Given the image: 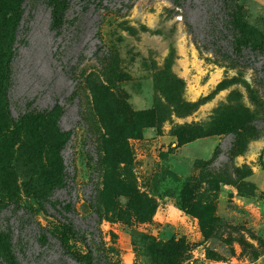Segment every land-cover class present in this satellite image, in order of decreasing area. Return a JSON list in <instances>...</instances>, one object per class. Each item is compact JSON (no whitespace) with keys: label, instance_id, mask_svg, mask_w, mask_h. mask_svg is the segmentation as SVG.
I'll list each match as a JSON object with an SVG mask.
<instances>
[{"label":"rangeland","instance_id":"obj_1","mask_svg":"<svg viewBox=\"0 0 264 264\" xmlns=\"http://www.w3.org/2000/svg\"><path fill=\"white\" fill-rule=\"evenodd\" d=\"M67 1L52 28L44 0H0V256L76 264L55 216L121 264L147 261L145 234L181 264H264V58L222 53L223 0ZM236 5L263 36L264 0Z\"/></svg>","mask_w":264,"mask_h":264},{"label":"trees","instance_id":"obj_2","mask_svg":"<svg viewBox=\"0 0 264 264\" xmlns=\"http://www.w3.org/2000/svg\"><path fill=\"white\" fill-rule=\"evenodd\" d=\"M50 10L51 27L60 28L64 23L65 12L68 7L67 0H44ZM226 8V17L228 30H230V49L232 55L225 54L221 50V46L217 48L218 53H223L227 58L235 60L244 58L245 54L260 55L264 58V35H256L254 31H248L237 18V0H223ZM246 53L243 54V51ZM1 56V54H0ZM262 81L264 85V64L262 65ZM46 115V111H32L20 116V122L29 125L34 137H38L39 128ZM196 135L190 138H195ZM58 171L60 179L65 182L66 173L63 171L62 160H58ZM65 186V183H64ZM55 206V203L53 204ZM63 210L70 211L73 209L71 203L61 206ZM185 208V207H184ZM42 209L46 211L44 205ZM96 210V209H95ZM96 212V211H95ZM56 222L46 228L45 232L55 237L61 248V256H67L76 264H121L118 258H111L108 250H112L106 246L104 240L98 233L86 232L77 228L68 218H56ZM99 232V229H98ZM89 233V234H88ZM39 240H46L45 233H40ZM142 242H147V253L145 255L147 261L136 260L134 264H181L183 246L181 242L176 240H160L150 235H142ZM78 245L83 247L80 248ZM6 257L0 256V264H18L12 251L11 242L5 248Z\"/></svg>","mask_w":264,"mask_h":264}]
</instances>
